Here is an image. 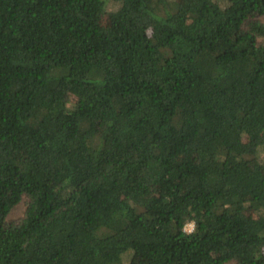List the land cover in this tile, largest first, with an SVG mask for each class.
<instances>
[{
	"label": "trees",
	"instance_id": "16d2710c",
	"mask_svg": "<svg viewBox=\"0 0 264 264\" xmlns=\"http://www.w3.org/2000/svg\"><path fill=\"white\" fill-rule=\"evenodd\" d=\"M118 1L0 0V264H264V0Z\"/></svg>",
	"mask_w": 264,
	"mask_h": 264
},
{
	"label": "rangeland",
	"instance_id": "374dc122",
	"mask_svg": "<svg viewBox=\"0 0 264 264\" xmlns=\"http://www.w3.org/2000/svg\"><path fill=\"white\" fill-rule=\"evenodd\" d=\"M215 2L220 3L222 6H225L226 3L223 0H214ZM121 7V3L118 0H106V8L105 13L103 15V25L106 27L109 25V18L112 13L117 11ZM255 21H260L264 23V16L258 17L254 19ZM262 40V39H259ZM70 104L75 103L76 99L74 97H70ZM259 157L262 159L264 157V149L260 150ZM28 197L24 196L22 201L10 212L7 217L6 224H14L20 222L25 215L27 206H28ZM192 228L194 230V223H189L186 225L185 229ZM192 230V231H193ZM191 231V232H192ZM188 232V231H187ZM132 256V252L127 253L126 261H129ZM226 264H236L234 261L227 262Z\"/></svg>",
	"mask_w": 264,
	"mask_h": 264
},
{
	"label": "clouds",
	"instance_id": "9594fccd",
	"mask_svg": "<svg viewBox=\"0 0 264 264\" xmlns=\"http://www.w3.org/2000/svg\"><path fill=\"white\" fill-rule=\"evenodd\" d=\"M193 229L192 228H187L185 231L191 232Z\"/></svg>",
	"mask_w": 264,
	"mask_h": 264
}]
</instances>
